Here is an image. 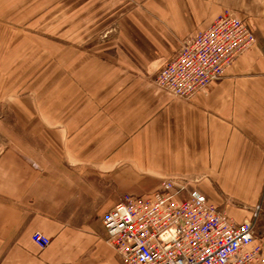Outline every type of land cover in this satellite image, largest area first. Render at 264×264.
<instances>
[{
	"label": "crops",
	"instance_id": "obj_1",
	"mask_svg": "<svg viewBox=\"0 0 264 264\" xmlns=\"http://www.w3.org/2000/svg\"><path fill=\"white\" fill-rule=\"evenodd\" d=\"M17 2L0 0V112L17 129L0 137V264H121L102 218L173 175L237 222L260 205L264 243V0ZM225 8L254 45L188 101L155 87Z\"/></svg>",
	"mask_w": 264,
	"mask_h": 264
},
{
	"label": "built area",
	"instance_id": "obj_2",
	"mask_svg": "<svg viewBox=\"0 0 264 264\" xmlns=\"http://www.w3.org/2000/svg\"><path fill=\"white\" fill-rule=\"evenodd\" d=\"M254 43L248 23L226 9L207 29L182 39L152 83L188 101L221 79ZM189 184L169 177L146 196L120 195L101 222L121 264H264V243L253 246L260 205L237 222ZM31 238L40 249L50 243L39 232Z\"/></svg>",
	"mask_w": 264,
	"mask_h": 264
},
{
	"label": "rangeland",
	"instance_id": "obj_3",
	"mask_svg": "<svg viewBox=\"0 0 264 264\" xmlns=\"http://www.w3.org/2000/svg\"><path fill=\"white\" fill-rule=\"evenodd\" d=\"M12 1H16V0H12ZM19 5H21V6H23V4L24 3H26V0H18V2H17ZM40 8L39 7H37L36 8V11H38ZM226 9H228V10H231V11H233V12H235L234 10H232V9H230V8H225V9H223V11L224 10H226ZM37 13V12H36ZM236 13V12H235ZM237 14V13H236ZM31 14H29V15H23V17H27V16H30ZM238 15V14H237ZM6 16V15H5ZM22 16V15H21ZM37 18H38V15H37ZM21 24V23H20ZM7 25V24H6ZM27 31H28V29H26ZM25 31V30H24ZM29 32H30V34H31V31L29 30ZM116 32V28L115 27H111L110 29H107V30H105L103 33H101L102 35H101V37L103 36V37H106L107 35H108V33H115ZM38 34V33H37ZM38 36H40V35H38ZM43 36H45V35H43ZM47 37V36H46ZM0 122L2 123V127L0 128V137H1V139L2 138H5L7 135H9L10 133H12V132H14V131H16L17 129H16V127H15V125L14 124H12L11 122H12V120H11V117L8 115V112H6V110H5V112H0ZM16 129V130H15ZM2 140H4V139H2ZM9 143L8 142H5V141H3V142H1L0 143V149L2 148V147H4L5 145H8ZM169 177H180V178H184V179H186L187 181H189V185H191L192 187H193V180H191V179H189V178H187V177H184V176H181V175H173V176H168V177H164V178H162L161 180H163V179H166V178H169ZM161 180H160V182H161ZM192 182V183H191ZM225 201V203L226 204H228V205H230V203H231V201L229 200V199H225L224 200Z\"/></svg>",
	"mask_w": 264,
	"mask_h": 264
}]
</instances>
